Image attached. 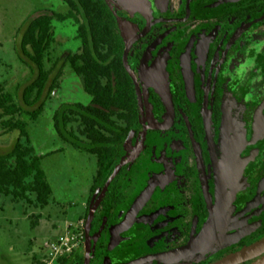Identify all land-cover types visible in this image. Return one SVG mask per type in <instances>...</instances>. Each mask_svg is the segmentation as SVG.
<instances>
[{
	"label": "flooded vegetation",
	"instance_id": "obj_1",
	"mask_svg": "<svg viewBox=\"0 0 264 264\" xmlns=\"http://www.w3.org/2000/svg\"><path fill=\"white\" fill-rule=\"evenodd\" d=\"M102 1L136 118L117 120L116 133L129 130L66 264H85L92 200L87 264H216L263 239L264 0ZM228 195L226 244L175 255Z\"/></svg>",
	"mask_w": 264,
	"mask_h": 264
},
{
	"label": "trees",
	"instance_id": "obj_2",
	"mask_svg": "<svg viewBox=\"0 0 264 264\" xmlns=\"http://www.w3.org/2000/svg\"><path fill=\"white\" fill-rule=\"evenodd\" d=\"M60 1L67 7V13L40 15L20 29L16 53L21 62L36 71V78L23 89L22 104L0 84L1 127L5 132L19 134L12 149L6 154L0 153V196L40 209L50 204L51 189L41 169L43 157L34 154L23 118L36 121L44 110L45 98L58 88L60 73L53 75L54 67H45L46 62H52L54 21H71L76 29L79 51L70 54L66 64L81 80L90 103L59 107L53 114V128L61 141L95 157L97 169L90 194L129 130L128 126L120 128V134L116 133L113 129L117 120L130 125L136 118L133 88L122 75L123 47L107 5L102 0ZM72 123L77 124V132L69 127ZM66 262L64 259L60 264Z\"/></svg>",
	"mask_w": 264,
	"mask_h": 264
},
{
	"label": "rangeland",
	"instance_id": "obj_3",
	"mask_svg": "<svg viewBox=\"0 0 264 264\" xmlns=\"http://www.w3.org/2000/svg\"><path fill=\"white\" fill-rule=\"evenodd\" d=\"M67 7L60 0H0V84L22 104L23 89L36 78L19 60L16 46L20 29L40 15L65 14ZM55 43L50 51L53 75L60 73L58 88L44 100V110L38 119L23 118L31 147L43 157L41 169L51 189L50 204L40 209L33 204L15 203L0 196V264H37L43 256L44 244L58 236L68 226L76 228L85 212L82 204L90 196L96 172V159L82 150L61 141L53 128V114L62 105H88L81 80L66 64L70 54L79 51L76 29L71 21L53 22ZM55 64V66H53ZM0 153H8L19 134L1 127ZM69 127L77 132V124ZM77 134V133H76ZM78 135V134H77Z\"/></svg>",
	"mask_w": 264,
	"mask_h": 264
},
{
	"label": "water",
	"instance_id": "obj_4",
	"mask_svg": "<svg viewBox=\"0 0 264 264\" xmlns=\"http://www.w3.org/2000/svg\"><path fill=\"white\" fill-rule=\"evenodd\" d=\"M126 54V51H125ZM125 54H124V65H125ZM137 89V86H136ZM229 195L227 198L225 196H221L220 200L217 203V206L211 210L210 217L202 229L199 236L193 238L189 244L183 249L177 251L175 255H181L185 257H192L199 254V257L202 258L206 252L216 251L221 246L226 243L222 239L230 228L228 226L227 219V209L229 206ZM97 209V203L93 204V200L89 205L88 215L85 222V248L87 251L85 264L88 263L89 256V229L94 214ZM236 228V227H235ZM247 262H251L250 264H264V238L249 245L241 250L233 253L232 255L224 258L223 260L217 262L216 264H244Z\"/></svg>",
	"mask_w": 264,
	"mask_h": 264
},
{
	"label": "built area",
	"instance_id": "obj_5",
	"mask_svg": "<svg viewBox=\"0 0 264 264\" xmlns=\"http://www.w3.org/2000/svg\"><path fill=\"white\" fill-rule=\"evenodd\" d=\"M82 223L76 228L68 226L64 232L44 244L43 256L37 264H60L70 257L82 244Z\"/></svg>",
	"mask_w": 264,
	"mask_h": 264
},
{
	"label": "crops",
	"instance_id": "obj_6",
	"mask_svg": "<svg viewBox=\"0 0 264 264\" xmlns=\"http://www.w3.org/2000/svg\"><path fill=\"white\" fill-rule=\"evenodd\" d=\"M86 205H87V202L86 203H84V204H82V210L84 211V212H86ZM82 217L80 216L79 218H78V221H80V222H82ZM79 224H81V223H79ZM78 224V225H79Z\"/></svg>",
	"mask_w": 264,
	"mask_h": 264
}]
</instances>
